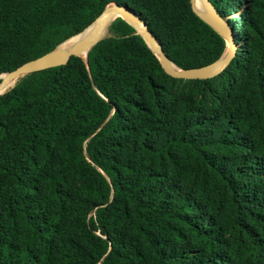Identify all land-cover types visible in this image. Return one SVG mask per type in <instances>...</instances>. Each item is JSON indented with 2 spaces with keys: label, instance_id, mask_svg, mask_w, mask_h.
<instances>
[{
  "label": "trees",
  "instance_id": "obj_1",
  "mask_svg": "<svg viewBox=\"0 0 264 264\" xmlns=\"http://www.w3.org/2000/svg\"><path fill=\"white\" fill-rule=\"evenodd\" d=\"M208 1L237 46L213 79L167 75L118 18L0 96V264H264V0ZM112 4L181 70L226 52L192 0H0V75Z\"/></svg>",
  "mask_w": 264,
  "mask_h": 264
},
{
  "label": "water",
  "instance_id": "obj_2",
  "mask_svg": "<svg viewBox=\"0 0 264 264\" xmlns=\"http://www.w3.org/2000/svg\"><path fill=\"white\" fill-rule=\"evenodd\" d=\"M197 0H192V7L196 14L206 23H208L215 31H217L227 43V49L222 58L215 64L201 69L194 70H178L174 69L175 66L168 56L166 55L163 46L158 41V39L150 31L147 24L133 11L125 6H119L112 4L108 6L100 17L86 30H90L89 34L85 39H83L79 44H77L73 49H71L67 54H61L56 48L53 52H50L40 58L29 61L16 70L1 75L0 79V92H2L13 80L25 77L29 74L44 71L51 68H57L65 66L68 64L72 57H81V54L87 52L86 58L87 61L89 52L103 40L102 35L107 27L115 21L117 18H121L128 24L132 25L137 29L138 34L145 40L151 43L155 47L156 52L148 44V46L153 50V52L159 55V60L162 64V67L167 75L181 80H209L213 79L220 74H222L231 64L233 59L237 54V46L234 41L233 30L230 25L220 16L216 11L213 5L208 0H200L204 9L207 11L208 15H203L197 12L195 8V3ZM78 34L77 36L81 35ZM74 36V37H77ZM72 37V38H74ZM71 38V39H72ZM226 54V55H225ZM157 55V56H158ZM82 58V57H81ZM176 67V66H175ZM2 96V95H1Z\"/></svg>",
  "mask_w": 264,
  "mask_h": 264
},
{
  "label": "bare ground",
  "instance_id": "obj_3",
  "mask_svg": "<svg viewBox=\"0 0 264 264\" xmlns=\"http://www.w3.org/2000/svg\"><path fill=\"white\" fill-rule=\"evenodd\" d=\"M197 8L196 10H198L197 12H199V9H202V5L201 2L199 0L196 1L195 3ZM200 13V12H199ZM202 14V13H200ZM205 16V15H204ZM107 30V29H106ZM106 30L104 31L102 38L105 36L106 34ZM90 30L85 31L84 33H82L81 35L74 37L68 41H66L64 44H62L59 48H58V52L61 54H67L71 49H73L77 44H79L83 39H85V37H87V35L89 34ZM148 44L152 47V49L156 52L155 47H153L151 45L150 42H148ZM87 52L81 54L82 58H86ZM158 55V54H157ZM226 55V54H225ZM159 57V55H158ZM174 69L178 70L177 67L173 66ZM18 82V79L13 80L2 92H0V96L3 95L4 93H6L8 90H10L12 87H14L16 85V83Z\"/></svg>",
  "mask_w": 264,
  "mask_h": 264
},
{
  "label": "rangeland",
  "instance_id": "obj_4",
  "mask_svg": "<svg viewBox=\"0 0 264 264\" xmlns=\"http://www.w3.org/2000/svg\"><path fill=\"white\" fill-rule=\"evenodd\" d=\"M199 1H200V0H199ZM200 2H201V1H200ZM201 5H202V3H201ZM195 7H196V5H195ZM202 7H203L202 9H199V12L202 13L203 15H208V13H207V11L204 9V6H203V5H202ZM196 9H197V8H196ZM197 11H198V10H197ZM232 18H237V16L233 15ZM117 19H118V18H117ZM117 19H116V20H117ZM116 20H115V21H116ZM115 21H113V22L107 27L106 34H105V36L103 37V40H104V39L111 38V37H115V33H114L113 29H112V25H113V23H114ZM129 25H130V24H129ZM130 26H132V25H130ZM132 27H133V26H132ZM133 28H134V27H133ZM134 29H135L136 32L138 33L137 29H136V28H134ZM0 76H1V75H0ZM22 78H24V77H22ZM22 78H19V79H18V82H19ZM0 79H1V77H0ZM18 82H17V83H18ZM17 83H16V85H17ZM16 85H15V86H16ZM15 86H14V87H15ZM14 87H12L11 89H13ZM11 89H10V90H11ZM10 90H8V91H10ZM8 91H7V92H8ZM7 92H6V93H7ZM4 94H5V93H4ZM4 94H3V95H4Z\"/></svg>",
  "mask_w": 264,
  "mask_h": 264
}]
</instances>
